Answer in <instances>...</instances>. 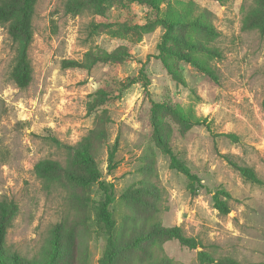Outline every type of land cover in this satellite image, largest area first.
Returning a JSON list of instances; mask_svg holds the SVG:
<instances>
[{
    "label": "rangeland",
    "instance_id": "374dc122",
    "mask_svg": "<svg viewBox=\"0 0 264 264\" xmlns=\"http://www.w3.org/2000/svg\"><path fill=\"white\" fill-rule=\"evenodd\" d=\"M72 1L36 0L28 48L33 78L24 89L9 79L14 51L0 25V198L18 204L6 249L22 256L20 264H48L58 226L55 264H99L107 241L95 216L98 185L59 172L48 190L34 173L36 162L51 159L86 175L71 147L89 138L100 179L113 184L118 254L112 264L162 256L203 264L199 251L264 264V185L245 181L225 157L253 167L264 181V33L242 23L252 0H161V8H182V15L210 13L219 55L208 62L217 80L162 52L161 11L137 0H76L74 8ZM202 34L177 25L165 44L185 50V41ZM176 107L199 124L181 121L171 111ZM154 124L198 177L193 185L170 167ZM218 190L230 194L227 214L214 207ZM152 222L180 227L198 247L175 239L134 244Z\"/></svg>",
    "mask_w": 264,
    "mask_h": 264
},
{
    "label": "trees",
    "instance_id": "16d2710c",
    "mask_svg": "<svg viewBox=\"0 0 264 264\" xmlns=\"http://www.w3.org/2000/svg\"><path fill=\"white\" fill-rule=\"evenodd\" d=\"M141 3L149 5L156 11H161V17L157 19L164 29L163 44L160 49L167 55L179 57L198 70L205 73L210 78L217 80V75L214 67L208 62L211 56H218L219 51L211 43L215 37V32L211 23L208 20L210 13L206 10H201L198 14L182 15L181 10L174 6L168 5L166 8H161V0H137ZM36 0H0V25L7 30L9 39L13 45V57L9 69V79L20 89L29 86L33 78V67L28 54V48L32 42L33 26L32 18L34 15ZM78 4L74 0L70 5L72 8ZM242 23L244 28H256L260 33H264V0H252V4L246 8L243 13ZM177 25H186L191 29L202 31V35L193 36L192 39L185 41V50H177L166 46V42L172 40L173 29ZM176 40V39H175ZM177 41V40H176ZM183 42V41H182ZM162 62L168 70L174 72V69L169 65L166 58ZM72 61H64L66 67L72 66ZM183 122L195 121L199 124L198 119L190 118L185 112L178 107L171 110ZM154 136L156 142L161 146L162 150L168 154L170 159V167L183 173L193 185L194 181H198V177L191 171L190 167L180 160L169 148L168 142L163 139L158 127L154 124ZM85 142H79L76 146L71 147L74 150V156L86 168L85 174H77L72 171L63 169L57 160L42 159L35 163L34 173L41 180L42 185L46 189L53 186L56 176L62 172L68 180L79 182L83 185L96 183L100 189V200L96 203L95 216L101 226L102 232L106 237V249L99 260V264H112L118 254L116 247V226L115 220L109 209L114 201L113 184L100 179V173L97 168L94 158L89 152V138ZM52 142L59 143L52 138ZM116 145H113L108 152V168L113 169L116 163L113 160L115 156ZM228 163L238 171L240 176L247 182L254 185H264V181L258 176L253 167L238 164L226 155ZM223 196V198L221 197ZM230 199V194L225 190H218L213 195L214 207L222 214H227L230 211L227 200ZM18 212V204L7 197L0 198V264H20L23 258L18 253H10L6 249V234L12 226L13 220ZM58 226L54 227L55 233L52 240V247L49 254L48 264H55L59 254V240L57 237ZM161 239H175L180 244L195 249L198 243L191 237H187L178 226L163 227L158 222H152L149 229L145 232L138 233L133 243L151 240L152 243L159 242ZM10 253V255H9ZM3 254H6L9 262L3 261ZM198 258L203 264H240L232 257L224 256L214 258L205 251L198 252ZM148 264H174L170 259L162 256L158 262H149Z\"/></svg>",
    "mask_w": 264,
    "mask_h": 264
}]
</instances>
